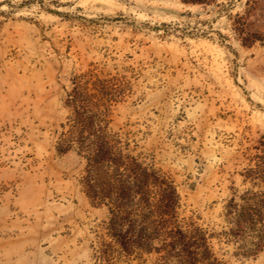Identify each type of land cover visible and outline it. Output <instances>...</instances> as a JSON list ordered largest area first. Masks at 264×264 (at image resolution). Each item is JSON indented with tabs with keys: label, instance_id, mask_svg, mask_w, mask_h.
Listing matches in <instances>:
<instances>
[{
	"label": "rangeland",
	"instance_id": "1",
	"mask_svg": "<svg viewBox=\"0 0 264 264\" xmlns=\"http://www.w3.org/2000/svg\"><path fill=\"white\" fill-rule=\"evenodd\" d=\"M263 189L264 0H0V264H264Z\"/></svg>",
	"mask_w": 264,
	"mask_h": 264
},
{
	"label": "trees",
	"instance_id": "2",
	"mask_svg": "<svg viewBox=\"0 0 264 264\" xmlns=\"http://www.w3.org/2000/svg\"><path fill=\"white\" fill-rule=\"evenodd\" d=\"M181 1L187 4L208 5V4L215 3L217 0H181ZM256 33L257 32H253L252 34H250L252 38H248L250 40L248 42H243V43L245 45H252L253 41L256 39V36H257ZM108 149L109 147H108L107 141H103L94 156H104L108 152ZM81 151L82 150H78L79 153H81ZM86 156L89 157V154H87ZM125 188L126 187L122 189L121 193H124ZM260 196L261 198L258 201H256V203L253 204L252 212L245 213V211L242 210L237 214V222L239 223L243 220L247 222L249 219H253L252 217L253 215H257L258 222L261 225L259 229L261 232L264 233V189L261 191Z\"/></svg>",
	"mask_w": 264,
	"mask_h": 264
}]
</instances>
